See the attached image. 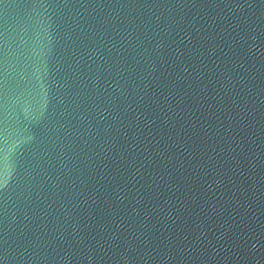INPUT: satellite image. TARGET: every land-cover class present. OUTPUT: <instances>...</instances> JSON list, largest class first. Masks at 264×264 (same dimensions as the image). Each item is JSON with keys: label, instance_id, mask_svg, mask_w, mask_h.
I'll return each instance as SVG.
<instances>
[{"label": "water", "instance_id": "95a60500", "mask_svg": "<svg viewBox=\"0 0 264 264\" xmlns=\"http://www.w3.org/2000/svg\"><path fill=\"white\" fill-rule=\"evenodd\" d=\"M0 264H264V0H0Z\"/></svg>", "mask_w": 264, "mask_h": 264}]
</instances>
